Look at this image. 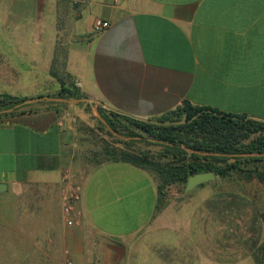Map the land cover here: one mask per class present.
<instances>
[{
    "label": "crops",
    "instance_id": "0c3cea01",
    "mask_svg": "<svg viewBox=\"0 0 264 264\" xmlns=\"http://www.w3.org/2000/svg\"><path fill=\"white\" fill-rule=\"evenodd\" d=\"M96 20L109 27L95 33ZM70 85L90 102L37 100ZM2 96L58 120L0 125V264H161L149 240L185 213L157 211L150 171L82 155L81 128L94 109L149 121L183 102L264 121V0H0ZM65 171L80 193L73 227Z\"/></svg>",
    "mask_w": 264,
    "mask_h": 264
},
{
    "label": "trees",
    "instance_id": "16d2710c",
    "mask_svg": "<svg viewBox=\"0 0 264 264\" xmlns=\"http://www.w3.org/2000/svg\"><path fill=\"white\" fill-rule=\"evenodd\" d=\"M55 98L80 100L85 96L70 85L61 86ZM24 101L2 96L0 111L14 109ZM101 117L117 138L96 119L97 127L116 142L123 143L124 148L104 146L101 152L92 153L91 161L95 164L123 162L150 171L157 181V211L166 205L167 189L173 185L183 189L187 178L197 173L212 172L220 180L256 181L264 185V121L194 107L187 102L149 121L116 114ZM57 120L56 110L33 113L15 109L0 115V125L21 124L37 132L47 130ZM139 143L160 149L156 153L141 150L137 147ZM260 219L264 224V211ZM253 259L255 264H264V241L254 250Z\"/></svg>",
    "mask_w": 264,
    "mask_h": 264
},
{
    "label": "rangeland",
    "instance_id": "374dc122",
    "mask_svg": "<svg viewBox=\"0 0 264 264\" xmlns=\"http://www.w3.org/2000/svg\"><path fill=\"white\" fill-rule=\"evenodd\" d=\"M38 105L42 104L32 109ZM15 109L25 110L27 106L21 103ZM94 123L93 128L86 126L83 130L87 146L82 155L87 153L90 159L92 153L101 152L104 146L124 148L123 143L97 127L96 119ZM137 147L152 153L160 149L143 143ZM165 201V207L175 204L176 215L185 216L172 219L169 228L155 232L149 240L161 244L156 251L161 264H255L253 252L264 241V224L260 219L264 211V185L216 178L189 193L173 185L167 189ZM148 251L146 257H150Z\"/></svg>",
    "mask_w": 264,
    "mask_h": 264
},
{
    "label": "built area",
    "instance_id": "2783aa9c",
    "mask_svg": "<svg viewBox=\"0 0 264 264\" xmlns=\"http://www.w3.org/2000/svg\"><path fill=\"white\" fill-rule=\"evenodd\" d=\"M109 24L107 22L96 20L94 24L95 33H100L107 29ZM61 196L63 201V214L65 224L67 227H73L80 223L81 212L77 208L80 202V193L74 181L73 175L69 171H65L61 177ZM66 264H72L68 261Z\"/></svg>",
    "mask_w": 264,
    "mask_h": 264
},
{
    "label": "water",
    "instance_id": "95a60500",
    "mask_svg": "<svg viewBox=\"0 0 264 264\" xmlns=\"http://www.w3.org/2000/svg\"><path fill=\"white\" fill-rule=\"evenodd\" d=\"M47 100L49 102H55V103H63V102H66V103H71V104H78V103H87V102H90V100L88 99H80V100H69V101H66V100H63L61 98H38L37 100ZM31 101H34V100H31ZM31 101H24L23 104H26V103H29ZM20 106V105H18ZM18 106H16L15 108H17ZM13 109H9V110H5V111H0V115L1 114H5V113H9L11 112ZM94 115L95 117L98 119V121H100L103 125H105L107 127V129L109 131H111L109 129V127L107 126L105 120L100 116L99 112L94 109ZM111 133L113 135H116L114 134V132L111 131ZM117 136V135H116ZM186 151L188 152H192L191 150L183 147ZM216 180V176L212 173V172H205V173H197V174H194V175H191L187 178V181H186V184H185V187H184V193H189L191 192L193 189H195L196 187L200 186V185H204V184H207V183H210V182H214ZM4 184H0V189L4 188Z\"/></svg>",
    "mask_w": 264,
    "mask_h": 264
}]
</instances>
